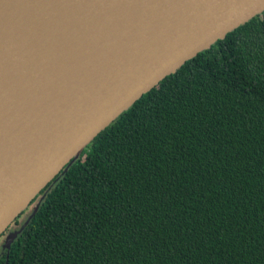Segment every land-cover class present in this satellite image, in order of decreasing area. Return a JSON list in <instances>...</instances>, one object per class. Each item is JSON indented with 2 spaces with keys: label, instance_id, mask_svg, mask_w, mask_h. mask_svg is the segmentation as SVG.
I'll return each mask as SVG.
<instances>
[{
  "label": "trees",
  "instance_id": "1",
  "mask_svg": "<svg viewBox=\"0 0 264 264\" xmlns=\"http://www.w3.org/2000/svg\"><path fill=\"white\" fill-rule=\"evenodd\" d=\"M40 196L8 264H264V11L113 120L14 227Z\"/></svg>",
  "mask_w": 264,
  "mask_h": 264
},
{
  "label": "water",
  "instance_id": "2",
  "mask_svg": "<svg viewBox=\"0 0 264 264\" xmlns=\"http://www.w3.org/2000/svg\"><path fill=\"white\" fill-rule=\"evenodd\" d=\"M263 11L264 0H0L5 264L42 197L13 221L97 134Z\"/></svg>",
  "mask_w": 264,
  "mask_h": 264
},
{
  "label": "rangeland",
  "instance_id": "3",
  "mask_svg": "<svg viewBox=\"0 0 264 264\" xmlns=\"http://www.w3.org/2000/svg\"><path fill=\"white\" fill-rule=\"evenodd\" d=\"M28 211L22 216L21 221L23 222L25 220V218H27ZM11 229H14V225L12 224V226L10 227ZM9 231L5 233L4 236L0 237V253H2L3 249H4V243L6 241V237L8 235Z\"/></svg>",
  "mask_w": 264,
  "mask_h": 264
}]
</instances>
